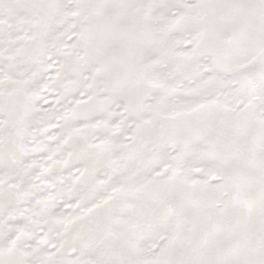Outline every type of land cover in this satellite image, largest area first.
<instances>
[{"label": "snow or ice", "instance_id": "6c2138e0", "mask_svg": "<svg viewBox=\"0 0 264 264\" xmlns=\"http://www.w3.org/2000/svg\"><path fill=\"white\" fill-rule=\"evenodd\" d=\"M0 264H264V0H0Z\"/></svg>", "mask_w": 264, "mask_h": 264}]
</instances>
